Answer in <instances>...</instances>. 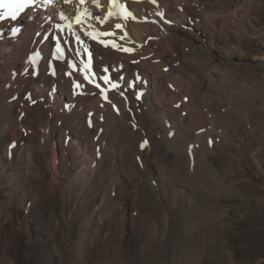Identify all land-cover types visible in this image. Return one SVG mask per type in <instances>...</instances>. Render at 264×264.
Masks as SVG:
<instances>
[{
  "label": "bare ground",
  "instance_id": "1",
  "mask_svg": "<svg viewBox=\"0 0 264 264\" xmlns=\"http://www.w3.org/2000/svg\"><path fill=\"white\" fill-rule=\"evenodd\" d=\"M207 1L114 0L110 6L109 0H84L85 13L77 23L81 11L78 1L41 0L34 10L25 11L16 22L5 25H19L21 31L16 37L10 32L0 36V226L5 228L7 223L9 228L17 229H57L58 220L53 221L54 215L48 210L45 219L38 218L47 197L57 194L66 204L64 216L84 213L87 221L83 220L79 229H90L93 217L105 214L96 211L98 201L102 208L115 209L123 200H131L128 209L133 212L137 206L132 203L133 196L144 206L155 199H161L163 206L171 205L173 224L184 222L189 213L188 229H201V219L212 227L213 206L209 202L201 205L188 184L207 179L214 186H223L224 194L233 192L222 178L225 159L214 154L220 144L228 141L225 129L220 130L226 124L218 122L219 113L227 108L250 117L256 107L264 115V27L258 29L262 36L255 38L254 48H249L250 33H245L249 29H243L257 16L264 17V9H257L264 0H215L227 9L219 15L208 11L212 1ZM202 6L206 13L198 20ZM110 7L112 15L105 21ZM117 24L121 27L116 28ZM187 25H195L205 43L212 38L210 45L231 57L216 61L205 44L200 63L193 66L201 83L196 82L190 63L180 65L168 58L172 56L166 49L169 33L189 30ZM226 25L234 34L241 30L244 44L226 31ZM53 32H61L67 59L74 62L75 68L69 70L64 61L51 75L44 59L35 73L28 55L41 50L46 57ZM105 32L112 35L105 36ZM250 32L254 34L253 29ZM235 43L239 54L249 57L231 51ZM86 51L92 58L89 68L84 63ZM245 58L250 59L249 63L242 61ZM246 65L252 71L262 68L256 84L242 68ZM161 134L164 136L159 137ZM189 159L195 161L191 168L186 162ZM215 162H222V166L217 168ZM152 170L157 176L155 182L149 175ZM128 185L134 194L127 190ZM183 197L186 208L181 216L175 200ZM69 201V205L78 203L73 212L67 207ZM111 217L113 220V216L106 215L101 223L106 221L108 225ZM131 220L134 222V215ZM146 222L148 230L151 224ZM173 230L178 235V230ZM200 234L197 241L176 240L171 244L177 246L180 264H196L202 259ZM212 237L213 233L204 242L211 245ZM87 240L84 232L78 234L79 259L90 244ZM139 240L142 234L137 235L135 228L128 241L114 244L110 264H128L127 258L124 260L125 244L130 248ZM168 241L167 236L163 237L153 249ZM151 261L156 264V257Z\"/></svg>",
  "mask_w": 264,
  "mask_h": 264
},
{
  "label": "rangeland",
  "instance_id": "2",
  "mask_svg": "<svg viewBox=\"0 0 264 264\" xmlns=\"http://www.w3.org/2000/svg\"><path fill=\"white\" fill-rule=\"evenodd\" d=\"M210 1H212L213 4H210ZM201 2H203V0H201ZM207 2L210 4V6L208 5V11L218 12V15L219 13L221 14V11H223L222 14L227 12V9L222 7L218 2L216 3L215 0H208ZM202 9L204 12L201 10L202 14H198V20L204 16L203 13H206L205 6H202ZM257 9L260 11L261 9L263 10L264 5L258 6ZM256 18L257 21H251L250 26H248V23L245 25L246 27H243L244 30L249 29V32L245 31L246 34L250 33V36H254L251 38L248 35L251 41L249 48H251L252 45V48L256 47L255 38H257L258 35L262 36L260 35L262 32H258V29L264 27V17L257 16ZM57 19L58 17L54 18V20ZM225 27H227V25ZM187 28H189L190 31L185 29L187 31L175 30L171 31V33L168 32L170 38L168 39L169 43L166 45V49L168 48L167 53L169 56H174L168 57L171 62L174 61V63L180 65L190 63L192 67L195 66L197 63H200L201 55L203 56L205 53V44L213 51L211 56L212 58L214 57V60L224 61L231 59L230 56H224V51H220L218 46L212 47L210 45V42L213 40L212 38L205 43L203 34L195 28V25H187ZM225 29L227 32L230 31L228 27ZM251 29H253L254 34L250 32ZM240 31L236 34L230 31V34L236 35L238 42L244 44V35ZM172 38L175 40L173 39V41ZM180 38L184 42H182ZM175 45H179L178 50ZM192 45L195 46L191 47ZM183 47L187 49L185 50ZM236 48L237 46L235 43L231 51H237L238 56L249 57L239 54ZM178 58H181L180 61ZM182 58L185 60L183 61ZM242 61L247 64L250 59L245 58ZM196 68L197 67L194 68L195 74L193 73V75L197 76L196 82H199L200 80L198 79ZM242 68H246L245 72L252 75L254 79L252 82L256 84L257 80L255 79L259 76L258 72H260L262 68H256L258 70L254 71L250 70L248 65ZM192 97H195V93H192ZM226 109L227 108L221 110L219 113L221 119L218 118V120H220L217 121L227 125H224L223 128L221 127L220 130L223 131V129H225L228 141L224 144L222 143L223 145L220 144V148L218 146L214 154H217L220 158L223 156V159H225L226 165L224 166L222 178L227 185L232 187L233 192L224 194L223 186H214L207 179H205V182L204 180H194L192 184H188L189 191L196 194L195 196H198V202L201 203V205L209 202L213 206L214 211L211 212V218L213 220L212 229L206 225L204 219H201V229H188L189 213L184 222L173 224L170 218L173 212L171 205L163 206L161 199H155L153 203L144 206L142 202L136 201V196H133L134 198L132 197V203L135 202V204H137L136 206L133 203L136 207V209H133V212L132 209H128L131 200H123L118 206H115V209H108L107 207L102 208L103 205H100L98 201L96 204L97 207L95 208L96 211L105 212V214L102 213L97 217L92 215V217H94L90 224V229H79L80 223L83 220L87 221L86 217L83 218L84 213H78L68 218L64 216L63 210L66 204L63 203V200L56 194L47 197L46 202L43 203V207L39 209L40 216L37 217L39 219H45L48 211L51 212L52 215H54L53 221L55 220L56 222L58 220L57 229H17L16 226H14V228H9L7 223L5 228L0 226V264H110L112 256L111 249L114 244H123L126 240L128 241L135 228L137 230V235L140 236V233L142 234V240H139L140 243L135 242L130 248L125 244L123 253H126V257L124 260L127 258L126 260L129 261L127 262L128 264H130V262L134 264H152L154 261L151 260L155 257L156 264H171L170 262H173L172 264H178L179 260L176 256L178 254L177 246H174V244L171 246V244L176 240H190V242H192L196 239L195 241H197L199 231L201 233L199 240L200 243L204 245V250L202 252V259L197 261L196 264H264V115L259 113L260 111L258 108L257 110L256 107L253 108L254 111L250 117L245 114L240 115V113L235 112V110L232 112L230 109ZM226 111H228V113ZM246 120L248 121L246 122ZM255 120L258 121L256 122ZM163 136L164 134L159 135V137ZM220 142L221 141H217V144ZM163 147L166 146L163 145ZM262 149L263 151H261ZM229 152L231 156L228 154ZM186 162L190 168L195 164L193 159H189ZM53 166L54 163H51L50 170H52V172H54ZM215 166L217 168L221 167L222 162H215ZM149 175L152 177L153 182H155L157 176L154 170H152ZM192 178L197 179L195 176H192ZM123 179L126 181L125 178ZM144 180L147 182L146 178H144ZM153 182L151 183L153 184ZM133 184L135 186L137 183ZM126 188L129 191L131 190L132 194H134L135 190L133 187L128 185ZM187 198L188 196H186V199ZM184 199L185 197L175 200L177 211L181 216L184 215L186 208ZM71 202L72 201H69L67 207L72 208L71 212H73L77 208L78 203L74 202L69 205ZM141 207L148 208L142 209ZM138 208L139 211L137 210ZM96 211L95 213H97ZM106 215L113 216V220L112 217L109 218L111 221L108 225L105 224L106 221H103V224L101 223ZM133 215L134 222L131 220V216L133 218ZM1 217L4 218L5 222L9 221L5 216L1 215ZM194 219L197 221V216H195ZM65 220H67V222H65ZM146 220L151 224L148 230L146 229ZM64 223H67V225ZM130 223H134L135 226L133 225L134 227H131ZM173 229L178 230V235ZM83 232L88 239L87 244L89 241L90 244L87 245V251L84 252L80 260L78 256V234H83ZM212 233V244L208 245L206 243L210 242H204V240H207ZM165 236H167L171 242L168 241L163 247L158 244L160 247L158 248L156 246L157 248L155 247L154 250L155 243H159ZM54 246L60 251L59 254ZM206 248L210 249V253ZM53 249H55V251ZM194 249L196 250V248ZM75 252L77 253L74 254ZM170 254L174 257L172 258ZM213 258L215 260L212 261ZM78 260L80 262H77ZM144 260L147 262H144Z\"/></svg>",
  "mask_w": 264,
  "mask_h": 264
},
{
  "label": "snow or ice",
  "instance_id": "3",
  "mask_svg": "<svg viewBox=\"0 0 264 264\" xmlns=\"http://www.w3.org/2000/svg\"><path fill=\"white\" fill-rule=\"evenodd\" d=\"M45 3H50V0H44ZM71 0H65V3H70ZM114 2V0H109V4L111 6V4ZM35 3V0H0V9H2L3 11L0 12V20H4L6 18H10L11 20L15 21L17 19V17L28 7H30L31 5H33ZM80 3H84V0H80ZM97 7H99V5H97ZM127 14V13H126ZM112 15V11H111V7L109 9V12L107 14V16H105V21L107 20L108 16ZM97 20H99L98 17H96ZM76 21L77 23L80 22V14L78 12L77 16H76ZM121 25L117 24L116 28H120ZM13 31H17V29H13ZM89 35H92L91 33H89ZM103 35L107 36V35H112L111 32H105L103 33ZM95 38V37H93ZM107 46V45H105ZM113 47H115V45H113ZM62 50L60 49L59 45H57V52H61ZM125 51H127V49H125ZM105 81L107 82V77H104ZM97 87H99L97 85Z\"/></svg>",
  "mask_w": 264,
  "mask_h": 264
}]
</instances>
